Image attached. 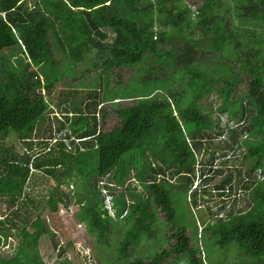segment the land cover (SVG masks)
I'll list each match as a JSON object with an SVG mask.
<instances>
[{"label":"trees","instance_id":"16d2710c","mask_svg":"<svg viewBox=\"0 0 264 264\" xmlns=\"http://www.w3.org/2000/svg\"><path fill=\"white\" fill-rule=\"evenodd\" d=\"M88 55L86 99L73 90L75 98L52 102L37 91L77 76ZM52 103L62 116L54 112L44 129ZM225 133L227 148H245L244 177L214 166V150L206 154ZM11 135L23 153L4 144ZM36 143L43 151L33 155ZM257 170L264 174V0H200L196 13L184 0H0V203L10 209L0 231L18 243L0 264H45L38 240L48 227L40 214L30 217L32 207H68L73 198L59 186L69 181L85 189L73 215L94 240L109 245L121 222L119 264H214L208 246L225 256L216 264H226L230 247L246 258L238 264H264ZM39 173L55 185L35 201L25 187ZM236 181L247 203L204 223L203 262L173 199L189 194L197 207L213 193L229 196ZM158 233L160 250L134 256Z\"/></svg>","mask_w":264,"mask_h":264},{"label":"rangeland","instance_id":"374dc122","mask_svg":"<svg viewBox=\"0 0 264 264\" xmlns=\"http://www.w3.org/2000/svg\"><path fill=\"white\" fill-rule=\"evenodd\" d=\"M91 59L92 58L89 55L86 56L76 68L77 76L65 77L63 83L58 84L56 89H54L50 94L42 88L38 89L37 91L39 93H42L45 98L52 99V102H55L56 100H58V98L62 97H67L68 100L69 98H75V95L69 94V92L73 90H77L79 92L82 91V94L77 97H80L81 99H86L87 92H91L93 90L91 89L92 86L89 85V80L91 79V76L94 71L87 70L90 64H92ZM30 69H32V67ZM120 77L122 79L126 78L124 74H121ZM51 107H53L54 111L48 112L46 114V119L43 124L44 129L46 128V123L48 120L47 118H51L54 112L56 115L62 116V113L60 112V110L57 109L54 103H52ZM225 121V117H222L221 123L224 124ZM108 123L109 126H113L114 121L112 120L111 122L109 120ZM56 127L57 123L55 121L51 124V126H48V128L52 129L51 134L52 132L54 134ZM49 134L48 136L50 137L51 134ZM55 136H58V134H55ZM226 137L227 134L225 133L223 136H218L216 139L211 141L208 147V152L206 154L207 156H209L211 151L214 150V166H218L219 168H225L226 174L231 172L233 175L236 173V169L239 168L242 171V174L240 176L244 177L246 176L243 172L245 163H248L249 161L247 158L244 157L245 148H227L222 142V140H224ZM4 144L7 147L13 146V148L15 150H18L20 154L23 153L25 149L24 146H22L17 141L15 136L12 135L6 141H4ZM34 145L35 146L32 148V151H26H29V153L33 155L43 151L41 150L43 144L36 143ZM46 147H48V144ZM45 150H47V148ZM233 152L235 153V155ZM222 153L226 154L225 157L229 160L226 166L220 163V161L222 160L220 155ZM199 155L200 154H198V156ZM31 171L34 170L31 169ZM256 173L257 178L264 182V174H261L259 170H257ZM224 177L225 173L222 175H218L215 179L209 182L210 184L208 186L217 184ZM31 181H33L32 184L34 183V186L30 188ZM197 181L198 180L195 177L193 186L197 183ZM232 184L234 187L230 192L229 196H219L216 193H213L214 195L210 199L205 201L199 200L197 202V207L194 206L195 204H193V202L191 201L192 196H189V194L185 196L183 193L179 192L173 199V204L177 209L178 216L182 219V223L185 226V232L187 233V235L193 236L192 240L198 244L203 262L208 263L206 257H204V251L206 250H202V229L204 227V223L208 220L214 219V215L216 214L215 212H217L218 215H225V211L229 210L233 204L235 210H237L238 207L241 208L242 206H244L245 203H247V199L243 195L245 191L240 190L239 186H237V181ZM54 185V180L51 177L45 175L44 173H39V175H35L34 180L30 179L29 183L26 184L25 193H30V195L35 198V201L39 199L41 200L42 198H46L48 190H51ZM59 188L65 193L69 192V195L73 199H75L76 193L85 194V189L82 187V184L80 182L73 183L72 181H69L68 184H61ZM73 199L68 207L54 200H50L48 202V205H44L42 203V207H32L30 217L34 218L36 214H40V217L43 219L44 223L47 224L46 226L48 227L47 231L42 233L38 240L39 254L43 262L45 264H119L116 260H114V248L115 243L118 241L121 234V222H116V228L109 237L110 244H101L94 240L93 235L87 232L84 223H79L74 219L73 211L77 207V204ZM105 203L107 207L109 206V204L111 205V199L109 195L106 196ZM4 205L5 204L0 203V215L3 212L10 211V209H6V206ZM109 214H113L112 210L109 211ZM158 221H163L162 216L158 215ZM164 243V239L158 233L154 240L141 242L136 248L134 256H145L147 254L149 256V254H151V252L148 253L150 247L151 250L154 247H157L158 244L164 246ZM17 245V239H15L13 236L7 235L5 232L0 231V253L5 255H12L14 254ZM156 249L160 250L159 246ZM208 252L209 258L211 259L210 261L214 264L219 262V260H223L225 258V256L215 258L217 254L220 256H222V254L218 251L215 252L213 248L209 246ZM213 254L215 257L213 256ZM240 258L246 259L244 255L236 251L234 247H230L227 250V257L225 263L238 264ZM183 263V261H180L178 264Z\"/></svg>","mask_w":264,"mask_h":264},{"label":"built area","instance_id":"2783aa9c","mask_svg":"<svg viewBox=\"0 0 264 264\" xmlns=\"http://www.w3.org/2000/svg\"><path fill=\"white\" fill-rule=\"evenodd\" d=\"M187 3V5L190 7V9L192 10L193 13H196L197 12V7L200 3V1L198 0H190V1H185Z\"/></svg>","mask_w":264,"mask_h":264},{"label":"clouds","instance_id":"9594fccd","mask_svg":"<svg viewBox=\"0 0 264 264\" xmlns=\"http://www.w3.org/2000/svg\"><path fill=\"white\" fill-rule=\"evenodd\" d=\"M108 195V194H107ZM110 207V204H109V206H108V208Z\"/></svg>","mask_w":264,"mask_h":264}]
</instances>
